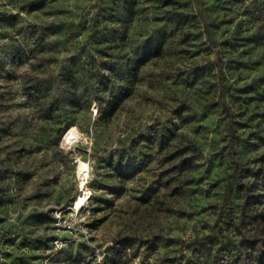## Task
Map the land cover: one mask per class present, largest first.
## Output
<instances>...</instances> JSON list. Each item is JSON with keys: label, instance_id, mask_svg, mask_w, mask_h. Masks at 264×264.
I'll return each mask as SVG.
<instances>
[{"label": "rangeland", "instance_id": "obj_1", "mask_svg": "<svg viewBox=\"0 0 264 264\" xmlns=\"http://www.w3.org/2000/svg\"><path fill=\"white\" fill-rule=\"evenodd\" d=\"M247 186L264 0H0V264H264Z\"/></svg>", "mask_w": 264, "mask_h": 264}, {"label": "trees", "instance_id": "obj_2", "mask_svg": "<svg viewBox=\"0 0 264 264\" xmlns=\"http://www.w3.org/2000/svg\"><path fill=\"white\" fill-rule=\"evenodd\" d=\"M102 104L103 103L100 101L98 120L108 121L110 118H112V116L116 112V108L118 105V96L112 94L110 99L106 101V105L103 106ZM245 191H246V195L243 201L241 213L245 215L247 210H252V213L254 214V212H256L255 207L257 205H261V204L264 205V191L250 190L249 186L245 188ZM261 236L264 237V219H262L261 223L259 224V230L257 233L258 238H261Z\"/></svg>", "mask_w": 264, "mask_h": 264}, {"label": "bare ground", "instance_id": "obj_3", "mask_svg": "<svg viewBox=\"0 0 264 264\" xmlns=\"http://www.w3.org/2000/svg\"><path fill=\"white\" fill-rule=\"evenodd\" d=\"M78 203H79V201H78Z\"/></svg>", "mask_w": 264, "mask_h": 264}]
</instances>
